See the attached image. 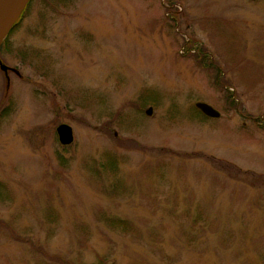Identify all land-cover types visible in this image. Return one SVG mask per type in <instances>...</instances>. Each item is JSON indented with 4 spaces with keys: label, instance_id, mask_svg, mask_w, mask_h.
I'll list each match as a JSON object with an SVG mask.
<instances>
[{
    "label": "rangeland",
    "instance_id": "1",
    "mask_svg": "<svg viewBox=\"0 0 264 264\" xmlns=\"http://www.w3.org/2000/svg\"><path fill=\"white\" fill-rule=\"evenodd\" d=\"M55 2L0 53V264H264V0Z\"/></svg>",
    "mask_w": 264,
    "mask_h": 264
},
{
    "label": "water",
    "instance_id": "2",
    "mask_svg": "<svg viewBox=\"0 0 264 264\" xmlns=\"http://www.w3.org/2000/svg\"><path fill=\"white\" fill-rule=\"evenodd\" d=\"M29 2L30 0H0V46L19 20ZM3 67L6 68L8 66L3 64ZM196 107L210 118H219L222 115L217 108L205 101H198ZM146 113L152 114L153 108H148ZM57 134L59 141L63 145L71 144L74 141L73 127L67 123H61L57 127Z\"/></svg>",
    "mask_w": 264,
    "mask_h": 264
},
{
    "label": "trees",
    "instance_id": "3",
    "mask_svg": "<svg viewBox=\"0 0 264 264\" xmlns=\"http://www.w3.org/2000/svg\"><path fill=\"white\" fill-rule=\"evenodd\" d=\"M69 1L71 0H57V2H55L56 4H60L61 2L63 3V5L65 6L66 3H68ZM32 2V1H31ZM31 2L27 5L26 9L24 10V12L22 13L21 15V18L17 21V23L14 25V27L12 28L10 34H9V37L6 39V41L2 44L1 48H0V53H13V42L11 40V35L13 34V32L18 28L20 27V25L22 24V21L24 20L25 16H27V13H28V9H29V6L31 4ZM58 6V5H57ZM198 41L197 39L194 41V45L197 46L198 48V51H199V54L200 55H197V61L200 63V64H203V67L205 68H210L212 69V71H215L216 67H218L217 71H215L216 73L214 74V80L215 82L217 83V85H219L220 87L224 84L222 82H227V79L225 78L224 76V72L222 71V69L219 67L218 64H216L214 62V59L213 57H211L206 51H205V48L202 44H197ZM16 50V49H14ZM27 52L28 50L26 48L20 50L18 49V51L16 52L18 56H21L22 59H26L27 57ZM228 93L231 95V96H228V98L232 101L233 105H236L234 108L235 109H238V103L237 101L235 100V98H233L232 96V90L231 91H228ZM237 107V108H236ZM145 107H142L141 110L142 111H145L144 109ZM240 110L242 111V108H240ZM67 149V148H66ZM109 156H111L113 159H115V155L113 154H108ZM59 156V159L61 161H63L65 158L62 156V155H58ZM116 160V159H115ZM106 219L109 220L110 225L112 228L114 227H118V226H122V222L123 220L121 218L118 217V220H119V224L116 225L113 223V219H116V218H112L111 216L107 217ZM114 226V227H113ZM115 229V228H114ZM117 230V229H115Z\"/></svg>",
    "mask_w": 264,
    "mask_h": 264
},
{
    "label": "flooded vegetation",
    "instance_id": "4",
    "mask_svg": "<svg viewBox=\"0 0 264 264\" xmlns=\"http://www.w3.org/2000/svg\"><path fill=\"white\" fill-rule=\"evenodd\" d=\"M11 38V37H10ZM8 54V53H7ZM3 64L4 65H6V66H8V67H10V68H14L13 70H7L6 68H4L3 67ZM16 66H13V65H10V64H8L3 58H1V55H0V72L2 73V76L5 78V73H7V72H9L10 74H12V73H17V74H19V70L17 69V67L15 68ZM16 74V75H17ZM11 77V76H10ZM9 100H10V96L8 95L7 96V101L9 102ZM8 106V105H7ZM6 105L4 106V108H6L7 107ZM3 108V109H4Z\"/></svg>",
    "mask_w": 264,
    "mask_h": 264
}]
</instances>
